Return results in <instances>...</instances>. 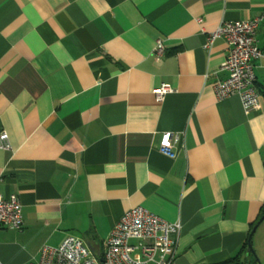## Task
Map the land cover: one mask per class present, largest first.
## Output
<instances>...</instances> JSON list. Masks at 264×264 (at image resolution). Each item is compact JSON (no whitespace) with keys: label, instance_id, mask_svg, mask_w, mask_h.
<instances>
[{"label":"crops","instance_id":"1","mask_svg":"<svg viewBox=\"0 0 264 264\" xmlns=\"http://www.w3.org/2000/svg\"><path fill=\"white\" fill-rule=\"evenodd\" d=\"M259 16L264 0H0V195L19 197L23 219L0 228V264L68 236L101 251L137 206L180 224L177 264H257L243 245L264 206V58L245 109L214 92L225 40L204 43ZM255 37L264 52V18ZM173 133L170 156L159 145ZM251 245L264 264L261 224Z\"/></svg>","mask_w":264,"mask_h":264},{"label":"built area","instance_id":"2","mask_svg":"<svg viewBox=\"0 0 264 264\" xmlns=\"http://www.w3.org/2000/svg\"><path fill=\"white\" fill-rule=\"evenodd\" d=\"M262 16L245 21H222L208 34L204 47L210 48L216 38H223L227 55L220 69L227 76L216 82L214 92L218 99L237 95L243 108L250 109L258 104L260 93L256 87L255 64L264 58L257 46L255 32ZM160 58L164 45L157 40L153 50ZM172 91L168 84H161L153 90L160 100ZM180 133L166 134L159 149L173 156L171 150L181 140ZM0 148L10 149L8 135L0 133ZM16 194L0 195V228L21 230L23 227L22 208ZM180 224L162 220L142 206L125 211L112 227L104 248L94 251L82 239L66 237L59 245H44L37 261L25 264H177V241Z\"/></svg>","mask_w":264,"mask_h":264},{"label":"water","instance_id":"3","mask_svg":"<svg viewBox=\"0 0 264 264\" xmlns=\"http://www.w3.org/2000/svg\"><path fill=\"white\" fill-rule=\"evenodd\" d=\"M262 221H264V215H262L258 221L256 222V224L253 226L252 230L250 231L249 237H248V243H247V248H246V252L245 255L248 256L250 253L254 256L255 260L257 261V264H261V262L259 261V259L257 258L252 245H251V238L252 235L254 234L255 230L257 229V227L262 223Z\"/></svg>","mask_w":264,"mask_h":264},{"label":"trees","instance_id":"4","mask_svg":"<svg viewBox=\"0 0 264 264\" xmlns=\"http://www.w3.org/2000/svg\"><path fill=\"white\" fill-rule=\"evenodd\" d=\"M262 215H264V206H262L261 212H260V214H259V218H260ZM247 243H248V240H247V242L243 245V247H247Z\"/></svg>","mask_w":264,"mask_h":264},{"label":"rangeland","instance_id":"5","mask_svg":"<svg viewBox=\"0 0 264 264\" xmlns=\"http://www.w3.org/2000/svg\"><path fill=\"white\" fill-rule=\"evenodd\" d=\"M261 226H264V221H262Z\"/></svg>","mask_w":264,"mask_h":264}]
</instances>
